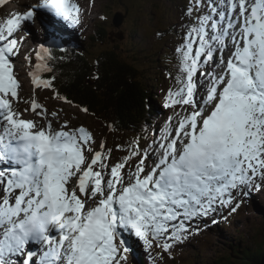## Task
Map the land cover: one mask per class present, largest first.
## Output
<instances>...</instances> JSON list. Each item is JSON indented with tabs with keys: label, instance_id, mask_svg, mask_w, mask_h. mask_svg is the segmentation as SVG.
Instances as JSON below:
<instances>
[{
	"label": "snow or ice",
	"instance_id": "snow-or-ice-1",
	"mask_svg": "<svg viewBox=\"0 0 264 264\" xmlns=\"http://www.w3.org/2000/svg\"><path fill=\"white\" fill-rule=\"evenodd\" d=\"M37 16L48 36L24 54L33 88L94 115L59 93L55 75L43 77L65 59L54 50L67 51L56 25L82 24L74 0H35L0 22V264H129L130 255L163 264V253L264 189V0H184L166 57L171 115L145 121L115 146L120 157L88 127H70L62 107L21 97L17 33ZM107 127L119 130L115 120Z\"/></svg>",
	"mask_w": 264,
	"mask_h": 264
},
{
	"label": "rangeland",
	"instance_id": "rangeland-1",
	"mask_svg": "<svg viewBox=\"0 0 264 264\" xmlns=\"http://www.w3.org/2000/svg\"><path fill=\"white\" fill-rule=\"evenodd\" d=\"M74 2L82 8V24L80 27L84 29V32H81L80 35H83L85 38L91 35L97 25V21L100 20L105 25H100V27L108 31V37L114 36L115 32H121L119 34L124 36L120 44L121 48L137 57L139 59L137 63L144 65L145 69L151 74L157 73V69H160L162 66V56L165 53L171 55L174 45L177 43V37L173 31L167 34L166 38H159L156 34L158 32H167L169 28L172 30L173 26L180 23L179 17L181 16V6L184 0H74ZM34 3L35 0H7L4 5L0 6V22L13 15V9L15 12L21 13L20 10L25 11L27 7H30ZM126 11L127 15H125L124 23L120 27L114 26V21L117 19L116 14L119 12L125 14ZM62 25L59 23L56 27L59 31L65 33V39L67 40L64 43L67 41V44L65 43L66 46L76 44L73 38L75 34L69 32ZM24 27L27 29L29 37L26 34H23V36L17 35L18 38L24 41L19 62L21 64V59L23 58L25 72L23 69L19 70L20 76L17 77L22 83L20 94L24 93V98L28 100L35 97L49 111L62 107L63 112L61 115L64 116V113H67V116L64 118L71 120L70 127L80 124L88 127L98 141L106 140L107 146L114 149V157L122 156L121 152L115 150V146L127 144L138 133L121 132L119 130L111 132L107 127V123L98 117L85 114L79 107L61 104L59 100L53 98L51 89L33 88L30 76H27L31 67L28 65V61L24 59V54L28 53L31 49H36L35 43H44L48 33L41 23L40 16H37L34 23H27ZM80 35L76 37L78 41ZM106 37L105 33L103 38ZM108 49H110V45L106 43L94 47L93 50L91 49V53L95 57H99L103 52L108 51ZM15 59L17 57L13 58V60ZM35 62V59H33V63ZM159 73L160 82L158 84L155 83L157 88L155 87L154 89V96L158 100L157 105L161 110V114H158L157 117L160 121H163L168 115H171V110L164 109L162 105L165 91L171 86L172 81L167 79L166 71H163V69ZM26 107H30V104L21 103L19 110L23 111ZM23 118L40 119L39 117H35L31 112H25ZM56 126L58 127V125ZM243 199L244 202L241 204V207L236 213L228 216L227 221L218 217L220 222L216 225H211L209 220L207 223L210 226L206 230L201 231L199 235L192 236L183 244L175 246L171 257L168 253H163V264H211L216 259L226 256L231 244H239L245 247L254 246L258 242L263 244L264 238L261 233L264 235V189L252 191L249 196ZM225 215H227V212H225ZM160 251L158 248L155 249L153 255ZM146 258L147 253H144L141 259ZM241 261L239 260L238 264H242ZM129 264H135L134 258L131 255L129 256ZM147 264H151V262L148 261ZM157 264H160V262L158 261Z\"/></svg>",
	"mask_w": 264,
	"mask_h": 264
},
{
	"label": "trees",
	"instance_id": "trees-1",
	"mask_svg": "<svg viewBox=\"0 0 264 264\" xmlns=\"http://www.w3.org/2000/svg\"><path fill=\"white\" fill-rule=\"evenodd\" d=\"M100 25L105 26L98 24L89 48L93 50L96 46L108 43V51L98 58H94L87 50L85 54L72 52V56L67 57L72 63L55 61L52 63L54 71L44 73L43 77L55 75L54 86L61 95H66L75 105L87 107L89 113H94L107 124L115 120L119 131L138 133L145 121L152 124L157 109L155 74L140 65H134L132 58L135 57L120 46L119 32L108 37V31ZM105 33L107 37L103 38ZM96 61H99V79L93 78L97 74ZM263 257L264 243L258 242L248 247L231 244L227 255L211 264H238L239 260H242V264H260Z\"/></svg>",
	"mask_w": 264,
	"mask_h": 264
},
{
	"label": "bare ground",
	"instance_id": "bare-ground-1",
	"mask_svg": "<svg viewBox=\"0 0 264 264\" xmlns=\"http://www.w3.org/2000/svg\"><path fill=\"white\" fill-rule=\"evenodd\" d=\"M81 9H82V8H81ZM12 11H14V9H13ZM25 11H26V10H25ZM20 12L23 13L24 11L20 10ZM16 13H18V12H16ZM61 24H62V23H61ZM65 24H67V23H64V22H63V25H65ZM19 35H22V34L19 33ZM22 36H23V35H22ZM26 36L28 37L29 35L26 34ZM21 55H22V48H21ZM21 55L17 56L18 61L20 60L19 58H20ZM19 63H20V62H19ZM16 76H17V77L20 76V71H19V70L16 71ZM19 82H20V81H19ZM20 83H21V82H20ZM21 84H22V83H21ZM20 95H21V97L24 98V93H23V94H20Z\"/></svg>",
	"mask_w": 264,
	"mask_h": 264
},
{
	"label": "water",
	"instance_id": "water-1",
	"mask_svg": "<svg viewBox=\"0 0 264 264\" xmlns=\"http://www.w3.org/2000/svg\"><path fill=\"white\" fill-rule=\"evenodd\" d=\"M260 264H264V257H263V259H262V261H261V263Z\"/></svg>",
	"mask_w": 264,
	"mask_h": 264
}]
</instances>
